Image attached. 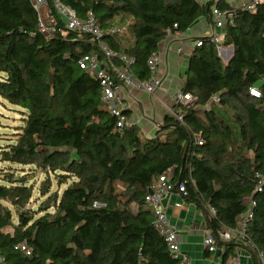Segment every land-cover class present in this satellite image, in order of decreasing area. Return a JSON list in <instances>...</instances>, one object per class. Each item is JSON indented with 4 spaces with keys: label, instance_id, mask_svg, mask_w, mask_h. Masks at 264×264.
<instances>
[{
    "label": "trees",
    "instance_id": "1",
    "mask_svg": "<svg viewBox=\"0 0 264 264\" xmlns=\"http://www.w3.org/2000/svg\"><path fill=\"white\" fill-rule=\"evenodd\" d=\"M62 2L82 18L92 12L104 30L124 29L102 41L116 65L120 55L134 59L140 80L150 78L148 59L168 29L181 33L200 18L212 21L214 7L235 12L223 39L232 56L225 62L203 36L178 90L195 95L196 104H174L183 118L166 113L149 137L140 126L117 125L100 81L79 66L87 54L105 60L89 34L60 24L47 38L30 0H0V97L27 115L15 141L0 146V161L21 167L0 170V256L7 264H190L170 251L145 198L173 168L171 180L186 181L181 194L204 212L217 238L220 264H230L239 243L218 233L236 228L254 199L249 241L241 245L253 264H264L258 256H264V1L255 10L228 0ZM254 85L261 97L249 94ZM214 95L221 101L201 108ZM27 166L45 174L38 186ZM51 175L65 184L61 194ZM37 197L43 199L33 207Z\"/></svg>",
    "mask_w": 264,
    "mask_h": 264
},
{
    "label": "built area",
    "instance_id": "2",
    "mask_svg": "<svg viewBox=\"0 0 264 264\" xmlns=\"http://www.w3.org/2000/svg\"><path fill=\"white\" fill-rule=\"evenodd\" d=\"M34 9L38 12V26L41 32L47 37H54L62 27L72 31L85 32L91 36V40L97 42L99 48L103 52L105 60L101 59L98 54L84 55L78 61L79 66L86 70L89 74L100 81L101 86V99L106 104L110 112L117 116V125L122 128L124 126H141V118L138 115H134L124 107V101L126 97L133 90H139L148 94H155L156 91L163 86V78L159 73L160 65L163 63L164 56L162 49L159 48L158 52L154 53L148 59V67L151 72L148 80H140L136 77L132 70L134 59L125 55H120L122 65H116L114 57L116 54L114 51L102 41L105 34H115L116 32H123L124 29L110 28L104 30L97 18L92 12L88 13L86 18H82L78 15L69 5H66L62 0H53L52 6L49 5L47 0H30ZM264 0H249L243 6L248 10H255L256 5ZM233 6H235L233 4ZM235 12L229 10H221L217 7L212 11V24L217 29L213 33L209 34L215 44L217 45L219 52L225 49L223 43L224 36L226 34L227 26L234 22ZM177 26V25H175ZM168 36L172 35V30H167ZM202 37L197 38L196 46L202 45ZM162 48V47H161ZM249 94L254 97H261L262 91L259 86L254 85L249 88ZM171 99L175 104H182L187 107L194 106L197 102V97L191 93L183 94L180 91H176L171 95ZM221 101L218 95H214L211 99L201 108H210L213 103H219ZM199 108V107H198ZM179 119H182L181 114H177L173 107L170 111ZM199 144H202L201 138L197 139ZM174 173V169H170L167 173L162 174L159 177V181L154 185L146 195V201L153 206L155 214V226L159 233L165 238L170 248V251L175 257L187 260V256L181 252L180 244L177 240V231L173 225H171L166 209L162 203L163 199L174 192H185V180L175 181L171 180ZM262 182L264 181V177ZM258 190H261V186H258ZM95 206L97 205L94 204ZM256 202L252 197L247 199V209L238 218V225L236 228L223 230L218 233V239L221 241H233L236 243L247 244V225L253 217V209ZM211 213L215 214L216 211L211 207ZM249 241V240H248ZM203 245L209 252H217L218 243L217 238L212 234L208 228V233L203 239ZM21 248L26 250L29 254L26 244H22ZM259 258L263 261L264 256L262 253L258 254ZM236 258L233 259L231 264L237 263ZM0 264H7L4 257L0 256Z\"/></svg>",
    "mask_w": 264,
    "mask_h": 264
},
{
    "label": "crops",
    "instance_id": "3",
    "mask_svg": "<svg viewBox=\"0 0 264 264\" xmlns=\"http://www.w3.org/2000/svg\"><path fill=\"white\" fill-rule=\"evenodd\" d=\"M237 6H243L249 0H228ZM217 30L212 21L200 18L186 32L173 33L161 42L164 60L159 73L163 78V86L155 94L133 90L126 97L124 107L141 118V128L146 136L152 137L157 133L158 126L166 113L175 104L171 95L180 90L184 84V74L187 69L189 56L196 47L199 37L208 36ZM162 47V48H161ZM226 62L232 56V46H226L219 52ZM168 219L177 231L180 249L190 264H220L219 251L208 252L203 239L208 233L205 214L194 203L187 202L183 195L174 192L162 201ZM239 243L236 264H253L247 248ZM233 260L230 261V264Z\"/></svg>",
    "mask_w": 264,
    "mask_h": 264
},
{
    "label": "rangeland",
    "instance_id": "4",
    "mask_svg": "<svg viewBox=\"0 0 264 264\" xmlns=\"http://www.w3.org/2000/svg\"><path fill=\"white\" fill-rule=\"evenodd\" d=\"M203 1V0H201ZM3 74L0 72V78ZM26 111V109H23L22 107H19L17 105H14L7 101L6 99L0 97V133L2 139H0V146L5 145L6 143L10 142L12 140L15 141L14 133L17 132L25 122L24 117H26V113H23V111ZM141 127V126H140ZM13 166L17 168L18 165H12L7 162L0 161V170L3 171V168L8 169V167ZM26 170H30L33 173L32 180H34L39 185L40 181L45 178V174L42 173L41 170L37 169H30V166L25 167ZM32 175V174H31ZM52 178V189L53 190H59L60 194L63 192L65 188V184L58 185L55 177L51 175ZM0 183H4L3 180H0ZM37 195V190H35L34 196ZM37 201L32 202V206L36 207L38 205V202L43 199L42 197H37Z\"/></svg>",
    "mask_w": 264,
    "mask_h": 264
}]
</instances>
